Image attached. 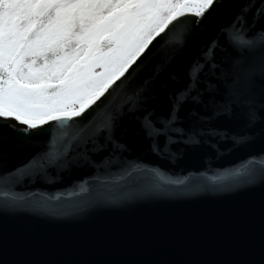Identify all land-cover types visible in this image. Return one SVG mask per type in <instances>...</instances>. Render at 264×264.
Returning a JSON list of instances; mask_svg holds the SVG:
<instances>
[{
  "label": "snow or ice",
  "instance_id": "6c2138e0",
  "mask_svg": "<svg viewBox=\"0 0 264 264\" xmlns=\"http://www.w3.org/2000/svg\"><path fill=\"white\" fill-rule=\"evenodd\" d=\"M107 186L230 195L63 231ZM0 264H264V0H0Z\"/></svg>",
  "mask_w": 264,
  "mask_h": 264
},
{
  "label": "water",
  "instance_id": "95a60500",
  "mask_svg": "<svg viewBox=\"0 0 264 264\" xmlns=\"http://www.w3.org/2000/svg\"><path fill=\"white\" fill-rule=\"evenodd\" d=\"M256 75H260V58H255ZM261 145L256 143L250 145L247 149L250 152L257 151ZM236 155H242L238 153ZM246 159V157H245ZM240 163V161H236ZM215 166V165H214ZM221 170L225 167L231 168L232 165L228 163H222L220 165ZM203 171L198 168H188L186 171L180 173V177L187 176L189 172ZM173 179L177 178L174 174H169ZM211 175V173H208ZM229 179H233L229 177ZM16 191H19L17 189ZM260 189H257L259 193ZM93 198H99L103 200L120 199L123 200L122 205H110L101 206L94 209L86 210L85 214L81 216H73L66 218L63 223L66 227L63 231L70 234H82L96 231L104 226L114 223L122 222H134V223H146L157 219L165 218L174 214L176 208L192 206V201H199L201 204H208L211 201H221L222 197L230 195L228 193L220 194H194L188 197H167L158 196L150 199L140 198L137 189L121 188L117 186L99 187L90 194ZM131 199H126V198ZM130 209L125 212L124 209ZM16 221L14 218H8L9 226L13 225Z\"/></svg>",
  "mask_w": 264,
  "mask_h": 264
}]
</instances>
